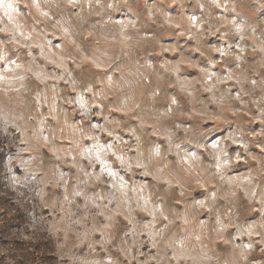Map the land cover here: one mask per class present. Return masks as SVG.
<instances>
[{
    "label": "clouds",
    "instance_id": "clouds-1",
    "mask_svg": "<svg viewBox=\"0 0 264 264\" xmlns=\"http://www.w3.org/2000/svg\"><path fill=\"white\" fill-rule=\"evenodd\" d=\"M0 264H264V0H0Z\"/></svg>",
    "mask_w": 264,
    "mask_h": 264
}]
</instances>
